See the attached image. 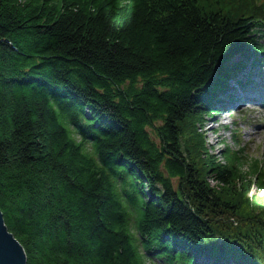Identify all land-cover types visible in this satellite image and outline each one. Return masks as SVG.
I'll return each instance as SVG.
<instances>
[{"label":"trees","instance_id":"16d2710c","mask_svg":"<svg viewBox=\"0 0 264 264\" xmlns=\"http://www.w3.org/2000/svg\"><path fill=\"white\" fill-rule=\"evenodd\" d=\"M246 58L264 0H0V209L27 264H264V162L201 130Z\"/></svg>","mask_w":264,"mask_h":264},{"label":"rangeland","instance_id":"374dc122","mask_svg":"<svg viewBox=\"0 0 264 264\" xmlns=\"http://www.w3.org/2000/svg\"><path fill=\"white\" fill-rule=\"evenodd\" d=\"M240 58L241 56L237 55L234 60ZM244 71L245 69L239 70L240 73ZM256 75V80H263L257 84L264 86V65L256 69ZM252 91L256 92L253 94ZM252 91L248 93L256 97L255 100L247 98L229 108L224 107L214 117L207 116L201 128L206 136L208 148L221 163H226L224 150L227 147L241 150L264 162V95L258 92V86ZM212 183L214 184L213 181ZM254 193L264 195V189L257 185ZM156 261L161 262L159 259Z\"/></svg>","mask_w":264,"mask_h":264},{"label":"water","instance_id":"95a60500","mask_svg":"<svg viewBox=\"0 0 264 264\" xmlns=\"http://www.w3.org/2000/svg\"><path fill=\"white\" fill-rule=\"evenodd\" d=\"M0 264H27V254L22 243L9 230L0 209Z\"/></svg>","mask_w":264,"mask_h":264},{"label":"bare ground","instance_id":"6f19581e","mask_svg":"<svg viewBox=\"0 0 264 264\" xmlns=\"http://www.w3.org/2000/svg\"><path fill=\"white\" fill-rule=\"evenodd\" d=\"M247 108H249V105L247 106Z\"/></svg>","mask_w":264,"mask_h":264}]
</instances>
